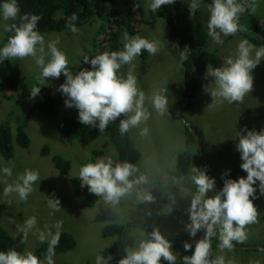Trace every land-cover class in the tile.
<instances>
[{
  "label": "rangeland",
  "instance_id": "1",
  "mask_svg": "<svg viewBox=\"0 0 264 264\" xmlns=\"http://www.w3.org/2000/svg\"><path fill=\"white\" fill-rule=\"evenodd\" d=\"M186 1L189 2V0ZM115 2L118 8L123 10L126 8L128 0H115ZM138 2L144 15L136 10L135 20L138 32L128 33V35L129 37L139 35L150 41L158 42L159 51L155 55L148 53L145 59L140 56L136 57L131 64L122 66L120 74L126 77L127 73L131 71L137 78L138 88L144 91L146 96H151L159 89H168L166 95L169 101V111L161 116L146 100L145 106L151 112L150 119L130 130L133 145L140 152V160L136 166L140 173L149 177L151 182L149 185L139 187L149 188L155 180L168 178L176 168L179 154L185 148L186 121L198 126L208 143L202 159L205 154L204 158L208 161L207 164L220 173L219 175L207 168V174L216 180L215 191L219 192L223 187L224 179H226L222 178V174L227 170H231L229 174L236 173V168H239L243 163L241 154L236 149L239 132H242L245 126L248 130H264V59L253 70L254 88L251 93L245 96L243 103L229 104L227 101L221 103L217 100L212 104L213 98L210 93L205 92L204 88L206 85H210L214 78L206 77L205 72L201 90L196 97L192 98L191 107L179 112L180 117L175 118L170 112V107L175 101L185 97L186 89L184 66L179 57V40L169 34L166 20L159 17L157 12L153 13L150 10L148 5L151 0H138ZM208 4L210 3H201L198 13L192 17L194 21L197 19V22L204 26L207 33L209 13L206 6ZM256 4L255 12L249 8V14L264 25V0H256ZM13 22L14 20L5 21L0 13V42L8 33L6 27L10 28ZM239 24L242 28L247 29L243 32L249 33L253 30L251 23L247 22L246 14L240 16ZM99 26L100 20L93 17L87 23L76 26L79 29L76 33H72L69 29L60 32H39L45 39L46 61L50 59L47 54V44L57 37H59L57 47L67 55L69 68L72 72L83 62L85 56L94 58L107 51L95 44L94 37ZM124 33H121L118 51L123 50ZM221 39L223 40L222 45L214 43L211 37H207L206 49L216 52L219 56V61L216 66H212L213 68L222 67L223 61L229 56L235 57L238 44L246 38L239 34L235 36L222 35ZM255 47L259 49L262 46L255 45ZM12 60L19 68L20 84L16 90L9 86H3L1 89L0 124L10 117V124L15 132V117L29 115L26 130L30 144L27 148L15 145L11 164L5 161L0 152V203L6 205L2 213L1 225L11 236L19 239L13 249L23 253L25 250L33 252L44 244L33 233L37 230L45 231V225L54 230L55 228L52 226L57 221H63L62 230L70 231L75 236L76 245L68 252L55 255L53 258L55 264H96L97 255H103L107 259L108 255L103 250L113 245L115 241V237L102 236L101 229L104 223L95 220L97 212L103 208L114 209L119 214L118 222L127 225L131 222L139 202L132 196L122 199L118 205L113 207L99 197L94 206L85 207L82 205L74 193L75 188L81 185V180L78 178L79 169L89 163V157L94 148H103L112 157L114 150L109 146L108 129L104 133L97 131L66 141L59 129V118L45 114L40 109L39 95L32 98L30 92L33 86H44L47 83L55 85L64 74L62 73L58 79L48 78L42 81L41 68L35 63L34 58ZM55 90H57L56 87ZM7 95L8 97L14 96L7 98ZM75 110V107H68L63 113L75 116L78 114ZM124 118L122 115L120 120ZM145 127L149 129V133L142 136L140 132ZM243 134L247 133L243 132ZM45 146L48 148L46 152L44 151ZM53 155H61L71 161L72 166L68 173L62 174L55 167L52 161ZM199 156L200 152L192 161L189 171L184 175L186 179L182 185H177L182 199L181 209H173L170 191L164 192L161 197L162 207L158 214L145 227L131 228L135 239L133 248L154 227H159L162 234L170 239L189 222V214L186 210L190 205L191 197L186 198L187 193L182 192L181 187L190 189L192 192L195 191V186L187 177L193 166L200 169L205 168L200 164ZM4 167L12 168L11 176H6L3 173ZM25 169L37 170L40 177L33 185L34 191L29 195L27 201L20 200L15 192L5 197L3 195L4 188L14 185L18 176ZM236 177L237 179L246 178L247 174H239ZM254 187L257 188L253 203L258 210V222L247 226L248 239L244 243L233 242V251H221L217 234L211 240L212 255L216 257L223 255L226 260H233L234 264H250V262L256 261L259 264H264V251H260V249H264V195L259 191V181ZM213 194L209 193L210 196ZM47 197L60 200L59 211H53L48 207ZM32 216L37 219L36 227L29 232L27 241L22 243L23 234L18 231V228L23 226L25 219ZM173 251L177 257L176 263L183 262V256L187 254L174 248ZM161 264H168V262L162 258Z\"/></svg>",
  "mask_w": 264,
  "mask_h": 264
},
{
  "label": "clouds",
  "instance_id": "2",
  "mask_svg": "<svg viewBox=\"0 0 264 264\" xmlns=\"http://www.w3.org/2000/svg\"><path fill=\"white\" fill-rule=\"evenodd\" d=\"M174 3L175 0H151L148 7L155 13L162 6ZM245 3L247 8L255 12L256 0H251L250 3L248 0L244 3L238 0H212V3L206 6L209 13L207 34L214 43L222 45V35L235 36L238 32L247 30L239 24L240 16L247 10ZM135 7L139 8V4ZM200 7L201 0H189L190 17H193ZM0 13L5 21L16 20L18 16L20 19L18 26L12 24L10 28L6 27V30L14 34L0 48V63L6 59L22 60L32 57L41 68L42 81L48 78L58 79L63 73L66 81L58 90L67 98L65 100L67 107L78 109L80 123L98 127L99 131L104 133L110 122L117 121V118L123 115L125 118L119 121V131L124 135L150 119L151 112L145 106L146 100L161 116L169 111L166 95L168 89H159L151 96H146L145 92L138 88L137 78L131 71L126 77L120 74L123 65L131 64L138 56L142 58V50H147L151 55L157 54L158 42L139 35L129 37L125 32L123 50L105 51L94 58L85 56L83 62L90 63L91 70L83 68L78 73H73L69 68L67 55L57 47L59 37L48 42L47 54L50 59L46 61L45 39L37 31L40 16L36 14L21 16L17 0H6L0 5ZM77 20L75 13L68 18L66 27L72 33L79 31L74 23ZM189 52L186 47L180 53L181 62L188 59ZM262 59H264V46L256 49L247 39H242L237 46L235 57L226 58L222 67L213 68L208 65L206 77H212L214 80L210 85H206L204 90L213 98L212 104L217 100L221 103L227 101L229 104L243 103L245 96L254 88L252 73ZM41 87L33 86L30 89L32 98L39 95ZM179 112L181 111L177 112L178 115ZM185 123L190 125L191 122L185 121ZM243 132L247 134L244 135ZM148 133L147 127L140 132L142 136ZM197 143L200 144L199 141ZM236 149L241 154L243 163L240 167L247 173L246 178L231 179L228 176L231 170H227L222 174V178L228 176L230 179H224L222 189L216 192L215 178L210 177L206 169L193 166L187 179L195 186V191L181 187V191L187 193L186 198L191 197L190 205L186 210L189 214V222L185 225L186 231L190 237L195 238L198 232L204 230V236L195 241L192 254L183 256V264H234L233 260H226L223 255L210 259L212 238L218 234L220 250L233 251V242L244 243L248 239L247 226L258 222V210L253 198H256L257 188L254 185L257 181H259V191L264 195V130H248L245 126L242 132H239ZM2 171L6 176L12 175L11 167H4ZM78 178L81 180L82 188L87 186L90 193L102 198L106 204L113 207L122 199L132 196L139 203L155 202V197L147 187H139L149 185L151 183L149 177L140 173L135 164L127 161L116 162L114 165L110 157L100 158L95 163L89 162L83 165L79 169ZM39 179L37 170L25 169L14 185L4 188L3 195L7 197L15 192L20 200L27 201L34 191L33 185ZM185 179L181 176L175 178L174 182L180 186ZM209 193L214 194L210 196ZM47 204L53 211H59L61 208L58 198L47 197ZM36 224L37 219L32 216L25 219L23 226L18 228L23 234L22 243L27 241L29 232L36 227ZM62 225L63 221H57L52 226L55 228L54 233L48 225H45V231L37 230L33 233L41 243L48 244L43 259L31 251L25 250L20 253L10 249L0 251V264H55L53 258L56 255L55 248L61 239ZM183 247L187 252L192 250L193 244L186 241ZM125 251L126 256L120 259L118 264H161L162 258L168 264H176L177 260L173 251V242L162 234L159 227H154L146 237L137 242L134 248H127ZM111 259V256L106 259L103 255H97L96 264H109ZM250 264H259V262H250Z\"/></svg>",
  "mask_w": 264,
  "mask_h": 264
},
{
  "label": "trees",
  "instance_id": "3",
  "mask_svg": "<svg viewBox=\"0 0 264 264\" xmlns=\"http://www.w3.org/2000/svg\"><path fill=\"white\" fill-rule=\"evenodd\" d=\"M251 0H248L250 3ZM6 0H0L2 5ZM20 15L23 14H36L41 17L37 25L38 32H60L68 29L66 24L68 18L75 13L78 20L75 25H83L90 21L91 18L97 17L100 20V26L95 34L94 40L96 46H100L109 52L119 50V41L122 32L134 34L138 32L136 27V10L144 15L142 9L136 8L139 4L138 0H128L126 8L121 10L118 8L115 0H17ZM212 3V0H201V3ZM244 3L245 0H238ZM189 2L186 0H175L172 5L162 6L157 10V15L166 20L169 26V34L179 40V57L180 53L187 47L189 49L188 59L183 61L185 71L186 89L184 98L174 102L170 107V112L175 118H179L178 111L183 112L189 109L192 105V98L196 97L202 87V78L206 72L208 65L216 66L219 61V56L216 52L207 50L205 45L207 42V31L204 26L194 21L190 17L188 11ZM246 11L243 14L247 15V22L251 23L253 30L249 33L240 31L236 35L242 34L247 40L254 45L264 46V25L254 16L249 14V8L245 3ZM135 9V10H134ZM199 9L196 11L197 14ZM242 14V15H243ZM241 15V16H242ZM20 23L19 16L12 24L17 26ZM14 32L8 31L4 39L0 42L2 48L12 36ZM148 55L147 50H142L141 57L143 59ZM196 66V68H194ZM83 68L91 70V64L81 62L78 68L73 73H78ZM18 66L13 60H5L0 63V91L3 86H9L11 89L16 90L20 84V73ZM66 81V77H60L56 84L47 83L41 87L39 93L40 109L47 115L56 116L59 118V129L64 139L70 141L76 136L87 135L99 131L98 127L87 126L79 122L78 114L75 116L64 114L63 112L68 108L65 104L67 99L58 89L61 84ZM55 87L57 90H55ZM57 92H55V91ZM14 96V95H13ZM13 96L7 98H12ZM187 98V99H186ZM77 113L78 109L76 108ZM29 115L24 117H15L16 129L13 132L10 117L0 124V152L8 163L13 160L15 145L21 148H27L30 144V138L26 130L27 119ZM119 121L110 122L108 129L109 146L114 150L112 157L103 150V148H94L90 154L89 162L95 163L100 158H111L113 163L130 162L135 165L140 160V152L134 147L130 131L121 135L119 131ZM196 132L199 134V142L203 147V153L207 149V141L204 138L202 131L193 123H190ZM190 125L185 123L186 143L185 148L179 154L176 168L170 173L169 177L159 178L154 181L148 188L155 197L154 203H138L137 208L132 216V220L127 225H122L118 222L119 214L114 209H100L95 215V220L102 222L103 228L101 233L103 237H115L113 245L105 248L103 252L112 257L109 264H118L119 260L126 256L125 249L133 248L134 236L131 233L133 227H145L151 219L158 214L162 207L161 197L166 191H170L173 203L172 208L180 210L182 207L181 194L177 184L174 182L175 178L184 176L199 154L197 140L190 129ZM44 151H48L45 146ZM205 156V154H204ZM203 156V162L208 163ZM52 161L56 168L62 174L68 173L72 164L69 159L61 155H53ZM197 161V160H196ZM202 167V166H201ZM206 169L207 168H203ZM1 172V165H0ZM247 174L241 167L236 168V173L232 172L228 176L231 179H237V175ZM75 195L80 200L83 206H93L99 199L98 196L88 191L87 186L84 188L80 186L75 188ZM6 205L0 203V251H7L19 242V239L11 236L1 225L2 213ZM53 233L55 229L52 230ZM204 236V230L197 233L195 238L189 236L185 227H182L177 233L170 237L173 242V248L177 251H183L187 255H191L195 249V241ZM189 242L193 244L190 251L184 250V243ZM235 243V242H234ZM76 245L75 236L67 230H61V239L55 248L56 255L65 253L72 250ZM48 244L44 242L43 245L37 247L33 253L41 259L47 251ZM216 256H210V259H215ZM176 264H183L177 262Z\"/></svg>",
  "mask_w": 264,
  "mask_h": 264
},
{
  "label": "water",
  "instance_id": "4",
  "mask_svg": "<svg viewBox=\"0 0 264 264\" xmlns=\"http://www.w3.org/2000/svg\"><path fill=\"white\" fill-rule=\"evenodd\" d=\"M194 68H196V66H194ZM191 131H192V133L194 134L195 139H196L197 141H199V134H197L196 130L193 129V128L191 127ZM199 147H200L199 162H200L204 167H206V168H208V169H210V170H212V171H214V172L217 173V171H215L214 168H213L211 165L203 163V161L201 160V157H202V155H203L202 146H200V144H199ZM217 174L220 175V173H217ZM224 178H226V179H230L228 176H227V177H224ZM255 247H256L257 249H260V247H258V246H255Z\"/></svg>",
  "mask_w": 264,
  "mask_h": 264
}]
</instances>
